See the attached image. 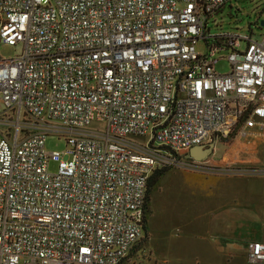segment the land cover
I'll list each match as a JSON object with an SVG mask.
<instances>
[{
	"label": "built area",
	"instance_id": "2783aa9c",
	"mask_svg": "<svg viewBox=\"0 0 264 264\" xmlns=\"http://www.w3.org/2000/svg\"><path fill=\"white\" fill-rule=\"evenodd\" d=\"M238 1L0 0V264H132L156 168L264 132V36L209 27Z\"/></svg>",
	"mask_w": 264,
	"mask_h": 264
},
{
	"label": "crops",
	"instance_id": "0c3cea01",
	"mask_svg": "<svg viewBox=\"0 0 264 264\" xmlns=\"http://www.w3.org/2000/svg\"><path fill=\"white\" fill-rule=\"evenodd\" d=\"M241 140L238 138L235 145ZM242 144L244 146L224 145V152L216 145L215 156L224 154L222 163L226 166L221 167L222 160L213 159L212 162L209 159L203 162L204 165H211L205 166V173L191 174L197 177L193 179L198 182L199 188L198 210L193 219L194 225L192 223L193 233L198 238L197 253L202 258L199 264H252L248 260L252 245L264 243V176L235 177L226 172L243 167L259 168L258 159L264 157V132L258 130L255 136L243 139ZM232 179L244 183H231ZM220 183L222 188H218ZM187 222V216L180 217L181 227L177 230L185 233ZM147 253H150L149 246L139 249L130 258V263L140 264V255L143 257Z\"/></svg>",
	"mask_w": 264,
	"mask_h": 264
},
{
	"label": "rangeland",
	"instance_id": "374dc122",
	"mask_svg": "<svg viewBox=\"0 0 264 264\" xmlns=\"http://www.w3.org/2000/svg\"><path fill=\"white\" fill-rule=\"evenodd\" d=\"M264 21V0H239L233 5L227 6L225 10L215 15L209 27L212 29V35L221 34H242L250 35L256 38L264 36V27L261 22ZM199 53H206V45L201 42L197 46ZM21 53L20 47L2 45L0 55L3 59H13ZM225 57V56H223ZM218 70L221 73H227L230 70L228 61L223 60L218 64ZM5 108L0 104V113H4ZM95 130H101L103 127L99 124H93ZM132 139V138H130ZM238 137H230L229 140H220L216 145L224 152V145L235 147L243 145V139L236 144ZM46 148L50 152H66L67 141L65 138L50 136L47 139ZM244 146V145H243ZM211 156L214 160L220 161L224 154ZM215 156V157H214ZM214 159V160H213ZM233 159V158H232ZM220 163L221 167L226 165ZM189 163L188 160H186ZM226 164L227 161H225ZM256 167L241 168L250 173L263 171L264 157H259ZM206 167L211 166L209 163ZM51 172L57 171V164L51 165ZM221 171H224L221 169ZM190 173V174H189ZM205 173L192 171L186 168L171 167L170 173L164 178L162 187L157 191L152 201V232H150L149 249L150 253L145 256L140 255V264H199L202 258L197 253V234L193 233V219L198 210L197 200L199 199L197 178L191 174ZM255 175V174H254ZM244 181L233 180L231 183L241 184ZM246 182V181H245ZM226 185V181L223 182ZM222 183L218 188H222ZM188 217V228L185 233L178 231L180 217ZM193 223V225H192ZM177 230V231H176ZM137 253V252H136ZM136 259V258H135Z\"/></svg>",
	"mask_w": 264,
	"mask_h": 264
},
{
	"label": "trees",
	"instance_id": "16d2710c",
	"mask_svg": "<svg viewBox=\"0 0 264 264\" xmlns=\"http://www.w3.org/2000/svg\"><path fill=\"white\" fill-rule=\"evenodd\" d=\"M264 22V21H262ZM261 22V24H262ZM231 137H236L234 134ZM190 158V155H189ZM171 167H157L148 181V188L146 194V205L144 209V221H143V238L134 248L130 254V258L133 257L139 249L145 248L150 242V221L152 218V201L155 193L162 187L164 178L170 173Z\"/></svg>",
	"mask_w": 264,
	"mask_h": 264
},
{
	"label": "water",
	"instance_id": "95a60500",
	"mask_svg": "<svg viewBox=\"0 0 264 264\" xmlns=\"http://www.w3.org/2000/svg\"><path fill=\"white\" fill-rule=\"evenodd\" d=\"M262 27H264V22L261 24ZM216 148V144H210L207 147H196L192 149L189 153L191 159H193L196 162H206L211 158V156L214 154V150Z\"/></svg>",
	"mask_w": 264,
	"mask_h": 264
}]
</instances>
